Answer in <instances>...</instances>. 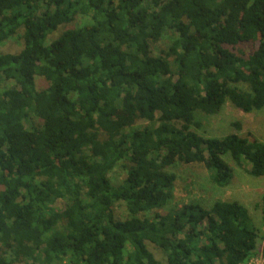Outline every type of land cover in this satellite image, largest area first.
I'll return each instance as SVG.
<instances>
[{"label":"trees","instance_id":"16d2710c","mask_svg":"<svg viewBox=\"0 0 264 264\" xmlns=\"http://www.w3.org/2000/svg\"><path fill=\"white\" fill-rule=\"evenodd\" d=\"M18 35L22 49L0 55V264H163L151 247L164 264L255 256L247 209L172 206L171 169L202 165L225 188L229 156L264 177V143L191 129L227 103L264 108V0H0V45Z\"/></svg>","mask_w":264,"mask_h":264},{"label":"rangeland","instance_id":"374dc122","mask_svg":"<svg viewBox=\"0 0 264 264\" xmlns=\"http://www.w3.org/2000/svg\"><path fill=\"white\" fill-rule=\"evenodd\" d=\"M88 18L79 17L73 24L59 29L53 37H57L66 28H77L87 23ZM170 33L154 46L153 51L158 54L160 50L167 49ZM22 40L18 36L0 45V55L15 54L22 49ZM240 48L246 53L252 52L251 46L243 45ZM38 89H45L46 83L42 79L36 81ZM200 127H192V131L203 138H223L227 135H238L249 140H257L264 143V108L260 111L242 113L229 103L215 116L201 115L199 118ZM149 125L148 122H140L136 125L143 128ZM239 126V127H236ZM225 162L233 171V180L225 188H218L213 185L206 170L202 165L176 164L171 171L176 174L177 180L174 189V200L172 206L180 207L183 204L200 203L209 208L215 201L238 202L243 205L258 230L259 239L255 256L247 264H264L261 258L262 235L264 234L263 209H264V177L253 178L247 171L248 166L237 165L229 156L224 158ZM114 181H121L124 178V169L119 165L112 173ZM59 208L63 202H57ZM164 213V212H163ZM115 216L123 220L128 217L123 203L115 205ZM156 259L165 263L164 256L151 247ZM24 264V263H23Z\"/></svg>","mask_w":264,"mask_h":264}]
</instances>
